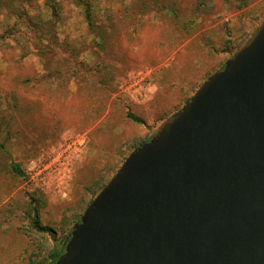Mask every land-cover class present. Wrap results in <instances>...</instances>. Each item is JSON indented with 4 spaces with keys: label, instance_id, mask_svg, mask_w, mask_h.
Wrapping results in <instances>:
<instances>
[{
    "label": "rangeland",
    "instance_id": "obj_1",
    "mask_svg": "<svg viewBox=\"0 0 264 264\" xmlns=\"http://www.w3.org/2000/svg\"><path fill=\"white\" fill-rule=\"evenodd\" d=\"M263 21L264 0H4L0 264H45Z\"/></svg>",
    "mask_w": 264,
    "mask_h": 264
},
{
    "label": "water",
    "instance_id": "obj_2",
    "mask_svg": "<svg viewBox=\"0 0 264 264\" xmlns=\"http://www.w3.org/2000/svg\"><path fill=\"white\" fill-rule=\"evenodd\" d=\"M55 264H264V21L128 156Z\"/></svg>",
    "mask_w": 264,
    "mask_h": 264
},
{
    "label": "trees",
    "instance_id": "obj_3",
    "mask_svg": "<svg viewBox=\"0 0 264 264\" xmlns=\"http://www.w3.org/2000/svg\"><path fill=\"white\" fill-rule=\"evenodd\" d=\"M3 1L4 0H0V4H3ZM9 1H11L12 2V6L13 5H15V3H17L18 1H20V0H9ZM23 11H25V10H23ZM21 20H22V17H21ZM23 22H25V21H23ZM224 67V66H223ZM222 67V68H223ZM221 68V69H222ZM220 69V70H221ZM189 102V101H188ZM128 115H129V117L130 118H132V119H134L135 121H140V119L137 117V116H135L132 112H128ZM152 138V137H151ZM150 138V139H151ZM149 139V140H150ZM149 140H147V141H149ZM147 141H145V142H147ZM144 142V143H145ZM13 169H14V171L16 172V173H19V174H21L22 172H21V169L19 168V166L17 165V164H13ZM82 217V216H81ZM80 220H81V218H80ZM79 220V221H80ZM36 226H37V222H36ZM40 229H42V230H45V231H52L50 228H47V227H41ZM70 236H71V232L69 233V235L66 237V240H65V242L61 245V247L59 248V249H55L51 254H50V258L48 259V261L45 263V264H55L56 263V261L59 259V257L64 253V251H65V247H66V243L68 242V240L70 239Z\"/></svg>",
    "mask_w": 264,
    "mask_h": 264
},
{
    "label": "built area",
    "instance_id": "obj_4",
    "mask_svg": "<svg viewBox=\"0 0 264 264\" xmlns=\"http://www.w3.org/2000/svg\"><path fill=\"white\" fill-rule=\"evenodd\" d=\"M60 164L57 162V163H54L53 165V173H56V175L53 177L54 180H59V169H60ZM41 173L38 174V176L40 177Z\"/></svg>",
    "mask_w": 264,
    "mask_h": 264
}]
</instances>
